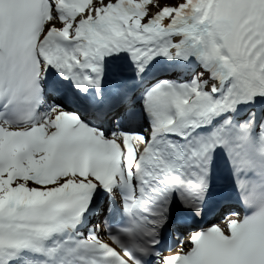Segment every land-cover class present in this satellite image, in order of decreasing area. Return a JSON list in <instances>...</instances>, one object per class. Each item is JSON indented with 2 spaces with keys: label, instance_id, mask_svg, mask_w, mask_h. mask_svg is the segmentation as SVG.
Instances as JSON below:
<instances>
[{
  "label": "snow or ice",
  "instance_id": "6c2138e0",
  "mask_svg": "<svg viewBox=\"0 0 264 264\" xmlns=\"http://www.w3.org/2000/svg\"><path fill=\"white\" fill-rule=\"evenodd\" d=\"M0 264H264V0H0Z\"/></svg>",
  "mask_w": 264,
  "mask_h": 264
}]
</instances>
